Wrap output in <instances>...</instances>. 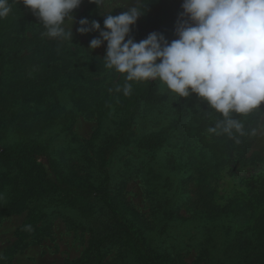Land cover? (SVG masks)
<instances>
[{
  "label": "trees",
  "instance_id": "trees-1",
  "mask_svg": "<svg viewBox=\"0 0 264 264\" xmlns=\"http://www.w3.org/2000/svg\"><path fill=\"white\" fill-rule=\"evenodd\" d=\"M10 2L0 19V219L27 210L16 237L37 222L48 235L49 218L59 215L88 234L70 264H188L190 253L192 264H264V174L245 178V190L224 205L213 185L232 162H264L250 151L264 103L233 114L244 124L240 143L209 134L222 116L195 93L178 98L159 81H134L125 95L124 74L86 44L99 32L76 31L81 18L103 29L104 14L126 8L88 1L70 41L42 36L31 10ZM145 2L131 26L134 41L151 32L176 39L175 0ZM78 116L96 121L81 141L68 137ZM133 178L143 186L146 213L126 198ZM8 254L0 264H9Z\"/></svg>",
  "mask_w": 264,
  "mask_h": 264
},
{
  "label": "clouds",
  "instance_id": "clouds-1",
  "mask_svg": "<svg viewBox=\"0 0 264 264\" xmlns=\"http://www.w3.org/2000/svg\"><path fill=\"white\" fill-rule=\"evenodd\" d=\"M17 2L42 23V36L71 41V13L82 0ZM89 2L103 7L116 5L118 0ZM145 3L135 0V6L117 15L104 14L103 29L96 20L81 18L76 31L99 32L88 48L93 50L106 42L102 59L106 68L124 74L125 95L131 93L129 82L134 81H159L178 98L195 93L208 109L222 116L208 133L226 135L240 143L239 137L246 135L244 124L233 114L261 111L264 103V0H182L176 39L169 42L163 34L151 32L136 42L129 34L144 14ZM11 11L10 0H0V19ZM116 91H121L120 87Z\"/></svg>",
  "mask_w": 264,
  "mask_h": 264
},
{
  "label": "rangeland",
  "instance_id": "rangeland-1",
  "mask_svg": "<svg viewBox=\"0 0 264 264\" xmlns=\"http://www.w3.org/2000/svg\"><path fill=\"white\" fill-rule=\"evenodd\" d=\"M89 0H82L78 8L71 13L73 17L72 28L77 16ZM124 8L135 6V0H118L116 5H105L102 8L108 10L113 6ZM182 0H175L173 10L180 14ZM92 39H87L86 44ZM93 53L104 57L106 46L93 49ZM96 125L94 118L78 116L72 126V134L76 141L86 139ZM250 151H257L264 157V115L259 118L257 136L251 145ZM44 162V159H42ZM75 167L78 166L75 163ZM264 174V162H253L250 164H237L232 162L229 166L220 170L213 181L215 188L214 199L216 204L224 205L238 192L245 190V178L251 175ZM126 198L140 211L147 212L148 202L143 195V186L139 179H130L126 185ZM27 210L18 214H11L0 219V256L9 253V264H70V261L78 257L85 249L88 234L85 231L74 228L62 216L53 215L49 234H43L35 229L42 223L37 222L25 231L24 235L16 237V229L26 219ZM185 227L175 228V231L184 233ZM193 254L186 256L188 264H192ZM8 264V263H7Z\"/></svg>",
  "mask_w": 264,
  "mask_h": 264
}]
</instances>
